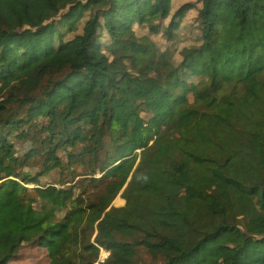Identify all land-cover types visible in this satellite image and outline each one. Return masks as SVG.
<instances>
[{"label":"trees","instance_id":"obj_1","mask_svg":"<svg viewBox=\"0 0 264 264\" xmlns=\"http://www.w3.org/2000/svg\"><path fill=\"white\" fill-rule=\"evenodd\" d=\"M0 233V264H264V0H0Z\"/></svg>","mask_w":264,"mask_h":264},{"label":"rangeland","instance_id":"obj_2","mask_svg":"<svg viewBox=\"0 0 264 264\" xmlns=\"http://www.w3.org/2000/svg\"><path fill=\"white\" fill-rule=\"evenodd\" d=\"M76 106L78 107V110H80V117L82 119H85L89 108L85 106L84 98L78 97ZM121 151H124V149L121 148ZM118 201L119 198L117 197L116 202ZM15 216L20 218L23 224H25L26 226H30L31 222L29 221L27 215L16 213ZM0 245L4 246L6 249L9 248V246L5 241V236L2 233H0ZM9 250H10V254L13 255L12 264H47L46 259L42 256V253L34 250L33 248H30L28 244H24L18 246L15 249H9ZM108 254L109 252H107V255Z\"/></svg>","mask_w":264,"mask_h":264},{"label":"built area","instance_id":"obj_3","mask_svg":"<svg viewBox=\"0 0 264 264\" xmlns=\"http://www.w3.org/2000/svg\"><path fill=\"white\" fill-rule=\"evenodd\" d=\"M106 256H107V252H102L100 254V258L96 264H100L106 258Z\"/></svg>","mask_w":264,"mask_h":264}]
</instances>
